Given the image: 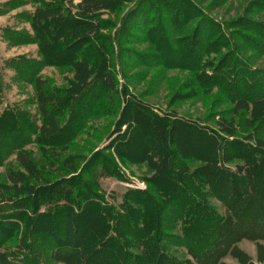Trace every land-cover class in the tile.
Returning <instances> with one entry per match:
<instances>
[{"label":"trees","instance_id":"1","mask_svg":"<svg viewBox=\"0 0 264 264\" xmlns=\"http://www.w3.org/2000/svg\"><path fill=\"white\" fill-rule=\"evenodd\" d=\"M127 1H32L37 5L30 20L32 42L41 59L15 68L33 80L41 126L26 111L9 108L0 117V164L14 154L19 165L0 176V264H224L228 252L247 264L248 256L236 243L264 240V68L246 57L247 51L253 59L264 56L263 18L241 17L227 24L189 0H159L163 7L173 2V43L182 45L167 68L193 71L199 92L210 96L216 89L224 95L221 102L232 105L215 115L218 127L213 128L155 110L125 87L119 94L110 57L123 42L118 34H104L111 22L103 15L122 11ZM258 4L251 14L264 12V0ZM136 8L126 13L120 28ZM23 37L29 43L30 37ZM44 65L70 66L75 73L71 86L46 88L52 82L39 76ZM87 96L96 99L99 115L117 117L110 138L116 136L88 159L83 153L64 157L89 116L88 110L76 122ZM218 108L214 103L213 113ZM32 143L43 150L46 167L37 166L28 148ZM117 160L126 170L145 167L149 173L143 180L149 186L129 190L112 207L102 203L98 183L84 177L87 169H102L126 178ZM62 186L74 194L58 192ZM213 199L223 204L225 215ZM172 204H179L172 210L175 219L166 223L165 207ZM178 220L184 225L182 236L176 232ZM177 239L191 247L195 263L168 253ZM208 240L213 247L204 250Z\"/></svg>","mask_w":264,"mask_h":264},{"label":"rangeland","instance_id":"2","mask_svg":"<svg viewBox=\"0 0 264 264\" xmlns=\"http://www.w3.org/2000/svg\"><path fill=\"white\" fill-rule=\"evenodd\" d=\"M32 1L0 0V117L9 108L26 111L37 121L38 126H41V115L33 80L28 78V72L21 74L15 68L19 62L22 64L28 61L39 62L41 59L38 45L32 42L35 32L30 20L37 7ZM145 1L150 5L147 6ZM189 1L200 8L203 13L212 16V18L219 22L228 24L229 21H234L241 17L253 18V20L263 18L264 20V12L258 16L249 12L258 11L260 6L258 4L259 0ZM79 2L80 0H74L75 5ZM162 5L163 3H159V0H128L122 11L116 14L104 13L103 19L111 22L109 28L104 31V34L112 36L118 34L123 42L121 48L115 47L113 55L110 57V62L113 63V71L117 76L116 88L121 95L123 88H127L138 100L150 104L151 107L162 113L174 112L172 114L176 113L186 121L200 123L202 126L218 127L216 124L218 117L216 118L215 115H219L229 107L232 108V105L223 103L225 100L224 95L221 91L218 94V90L216 89L210 96L199 92L197 84H192L193 71L167 68V62L170 63L178 56V51L174 50L182 45L173 43L177 32L176 25L172 21V17L176 18V16L169 10L171 7L172 9L174 8L173 2L171 1V4L167 6L168 8ZM135 7L138 8V10L133 12H137L136 15L130 19L127 25L122 26L123 29L122 27L120 28L121 21L126 13L128 11L131 13ZM187 15L188 18L191 14L188 13ZM182 17L184 16L182 15ZM151 26L153 27V31L152 34H149L148 29ZM188 31L189 28L184 30L183 33L188 35ZM23 35L30 37L29 43L22 42ZM201 35H203L202 32L198 35L197 42L202 40ZM199 55L202 56L201 53ZM251 56L252 52L247 51L246 57L254 62L253 65L258 68H264V56L259 59H253ZM11 60H15V63H9ZM159 63L162 65H159ZM189 64H192L191 67H193V60ZM40 69L39 76L47 80L46 82H52L46 88H69L75 79L74 70L70 66L56 68L44 65ZM219 97H223V102H221ZM217 99L219 100L218 103L215 102ZM95 100L94 96H87L81 101L82 103L86 102L83 103L82 109L79 111V119L76 122L88 110L89 116L84 121V126L81 127L82 130L75 137L73 147L71 146L65 152L64 157L83 153L85 159H88L95 152L108 146L116 136L110 138L111 133L115 129V125L113 124L117 117L99 115L95 112ZM214 103L219 106L215 113L212 110ZM64 116L67 117L68 115L65 114ZM227 117H230V115L228 114ZM225 120H227L226 117ZM125 130L123 127V131ZM28 148L33 150L39 168L42 165L46 167L49 164L40 146L32 143ZM42 149L49 150L48 147ZM111 152H113V149H111ZM6 160V162L0 164V176L2 178L6 176L10 165L17 168L19 166L14 154H11ZM117 162L126 177L124 179H117L102 169H97L94 173L90 172V169H87L86 174H89L84 177L86 180H95L98 183L99 193L103 200L102 203L112 207L120 205L129 190L145 191L149 186L143 180L146 173H149L145 167L132 165L126 170V167L122 166L119 160ZM231 165L232 168H235V164ZM133 170L135 174H131ZM67 190V186H62L58 192L74 194ZM73 190L76 192V189ZM213 204L220 210L221 214L225 215L227 213L226 208L219 200L213 199ZM178 205L172 204L165 207L167 210L164 215L166 223H173L175 218H171L173 217L172 210ZM44 208L42 207V211ZM3 215L4 212H1L0 217ZM178 221L176 232L182 236L184 234V225L182 221ZM59 225L60 222L58 221ZM245 229H247V224ZM18 233L23 234L21 230H18ZM18 236L19 234H15L14 238H18ZM198 236L200 237V235ZM202 240H200L199 244H204ZM205 243L207 245H204V250L213 247L214 244L211 240ZM171 245L169 248L170 252L168 253L181 261L190 260L194 262L193 257L189 254L191 247L187 243L177 239ZM235 248L248 256L250 261L247 264H264V240L252 241L244 239L237 242ZM220 263L243 264L242 260L235 257L232 252H228L221 259Z\"/></svg>","mask_w":264,"mask_h":264},{"label":"built area","instance_id":"3","mask_svg":"<svg viewBox=\"0 0 264 264\" xmlns=\"http://www.w3.org/2000/svg\"><path fill=\"white\" fill-rule=\"evenodd\" d=\"M140 185V184H139ZM142 185V184H141Z\"/></svg>","mask_w":264,"mask_h":264}]
</instances>
